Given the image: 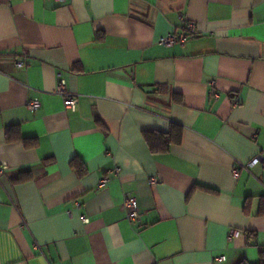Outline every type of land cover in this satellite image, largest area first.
Masks as SVG:
<instances>
[{
	"label": "crops",
	"instance_id": "crops-1",
	"mask_svg": "<svg viewBox=\"0 0 264 264\" xmlns=\"http://www.w3.org/2000/svg\"><path fill=\"white\" fill-rule=\"evenodd\" d=\"M181 16L194 32L159 44ZM175 127L150 149L146 132ZM256 156L264 0H0V264H258L264 165L242 167Z\"/></svg>",
	"mask_w": 264,
	"mask_h": 264
},
{
	"label": "built area",
	"instance_id": "built-area-1",
	"mask_svg": "<svg viewBox=\"0 0 264 264\" xmlns=\"http://www.w3.org/2000/svg\"><path fill=\"white\" fill-rule=\"evenodd\" d=\"M57 1H63V0H57ZM195 30V24L193 22H186V20L181 16V24L178 27V30L171 31L163 36H161L158 39L159 44L163 46H173L174 44H181L183 45L186 40L188 39V36L192 34ZM17 67H23L25 66L24 60H18L16 62ZM212 85H214V81L210 82ZM55 92L59 94L63 99V104L66 109H75L78 101V95L75 92H71L67 90L65 83L63 80H60V82L57 84L55 88ZM213 95L215 97L218 96V93L216 91L213 92ZM237 102L234 101L233 105H236ZM27 108L29 110H35L40 106V102L38 99H31L27 101ZM262 162V165H264V160H261L260 156H256L253 159H251L246 164H242V167L245 169H251L256 164ZM8 168L6 165L0 164V177L3 176L7 172ZM120 172V168L118 166H114L111 169H108L106 171V175L99 180L98 186L101 187L104 185V183L108 179V174H112L114 176H118ZM236 170L234 171V174L236 175ZM157 182V179L155 177H151L148 180L149 185H153ZM123 206L126 210V218L129 222H135L139 220V212L137 210V203L136 198L133 195H126L124 197ZM88 219L86 217H83V221H87ZM240 234V231L237 229H231L228 232L227 237L230 239L232 237H236ZM220 259H223V256L220 257Z\"/></svg>",
	"mask_w": 264,
	"mask_h": 264
},
{
	"label": "trees",
	"instance_id": "trees-1",
	"mask_svg": "<svg viewBox=\"0 0 264 264\" xmlns=\"http://www.w3.org/2000/svg\"><path fill=\"white\" fill-rule=\"evenodd\" d=\"M175 131V135H177V138H179L180 132H181V128L180 127H175L173 130L171 129V131L167 132V133H163L165 136H159L157 134H151V132H146L145 133V139L147 140V143L149 144V147L151 150L153 151H157V150H165L168 146V144L171 142V138H173L174 132ZM163 137V138H161ZM158 138H160V141L157 140ZM21 139L25 142V143H32V141L30 139L27 138H22ZM159 141V143H158ZM74 166L77 170H79L80 172L84 171V166L80 161L74 160ZM262 253V252H261ZM243 264V263H241ZM258 264H264V259H260Z\"/></svg>",
	"mask_w": 264,
	"mask_h": 264
}]
</instances>
